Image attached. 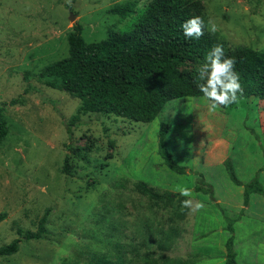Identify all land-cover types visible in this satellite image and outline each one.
I'll return each instance as SVG.
<instances>
[{"label":"rangeland","instance_id":"obj_1","mask_svg":"<svg viewBox=\"0 0 264 264\" xmlns=\"http://www.w3.org/2000/svg\"><path fill=\"white\" fill-rule=\"evenodd\" d=\"M124 1L0 0V105L9 126L0 142V245L18 236L17 227L34 230L49 208L45 235L22 239L15 253L0 256V264H88L100 253L112 260L121 255L123 264H142L144 256L224 264L229 235L236 264H264V193H252L243 204L246 182L257 179L264 189V99L242 98L210 112L203 96L172 98L152 120L134 121L83 113L79 98L38 76L67 55L66 35L74 22L87 42L97 41L110 29H130L150 0H138L135 12L122 19L108 12ZM199 1L206 25L217 26L213 34L226 56L238 46L264 50V0ZM204 62L178 64L196 88ZM12 98L16 103H7ZM72 115L69 138L65 121ZM161 122L171 127L167 148L184 173L170 170L158 153ZM65 155L69 173L61 170ZM139 180L159 196L137 191ZM198 180L211 192L195 191ZM178 185L191 189V199L205 207L185 208L178 217Z\"/></svg>","mask_w":264,"mask_h":264},{"label":"trees","instance_id":"obj_2","mask_svg":"<svg viewBox=\"0 0 264 264\" xmlns=\"http://www.w3.org/2000/svg\"><path fill=\"white\" fill-rule=\"evenodd\" d=\"M138 0H126L115 3L108 12L116 14L120 19L135 12ZM192 16H200L202 5L199 0H150L144 9L135 17L128 30L110 29L105 38L87 42L82 36V25L74 22L66 35L67 55L56 59L38 73L47 85L61 88L79 98V111L115 114L134 121H150L162 110L167 100L184 96H203L194 86L189 74L184 73L178 64L184 60L201 59L214 45H222L223 41L215 34L204 31L199 39H186L181 24ZM206 24V20H205ZM152 28L150 36L144 31ZM232 57L236 60L235 69L239 73L243 86L240 99L256 97L264 99V50H256L248 46L235 48ZM16 98L7 103H16ZM6 102H3V105ZM233 103L227 107H234ZM0 105V142L9 132L6 118ZM76 115L65 121L68 137L70 126L75 123ZM167 122H161L158 130L157 149L164 164L172 171L184 173L185 167L178 164L167 148L166 135L170 131ZM69 149L70 145L67 144ZM81 153L80 157H84ZM68 155L64 156L62 172L69 173ZM230 175L235 180L232 169ZM134 188L151 198L159 195L144 181H136ZM195 191L211 192L210 185L202 180L194 185ZM264 193L257 179L246 182L243 186V204L249 201L254 193ZM168 200L173 199L167 194ZM181 196V202L184 200ZM177 212L178 217L183 211ZM185 212V211H184ZM49 208L39 216L34 230L16 228L18 236L8 243L0 245V256L10 255L18 250L22 239H39L47 232ZM5 217L0 212V220ZM226 229L232 234L231 221ZM169 235H176L172 232ZM233 235H229L224 243V264H236V253L233 249ZM121 255L112 260L107 253H100L88 264H123ZM130 264V263H128ZM142 264H187L181 258H163L160 261L143 257Z\"/></svg>","mask_w":264,"mask_h":264},{"label":"clouds","instance_id":"obj_3","mask_svg":"<svg viewBox=\"0 0 264 264\" xmlns=\"http://www.w3.org/2000/svg\"><path fill=\"white\" fill-rule=\"evenodd\" d=\"M180 27L186 39H199L204 35L206 27L210 33L217 31V26L214 23L209 21L206 25L205 20L200 16L189 17ZM235 65V58L226 56L223 46L217 44L206 54L205 62L197 69L200 81L197 87L203 97L210 102V112L216 111L218 107H227L239 102L244 89ZM175 191H178L181 196L189 198L181 202L182 208H187L190 212H198L205 207L203 202H194L191 199L192 190L188 187L178 185Z\"/></svg>","mask_w":264,"mask_h":264},{"label":"water","instance_id":"obj_4","mask_svg":"<svg viewBox=\"0 0 264 264\" xmlns=\"http://www.w3.org/2000/svg\"><path fill=\"white\" fill-rule=\"evenodd\" d=\"M74 18V15H72L71 17H70V19H73Z\"/></svg>","mask_w":264,"mask_h":264},{"label":"crops","instance_id":"obj_5","mask_svg":"<svg viewBox=\"0 0 264 264\" xmlns=\"http://www.w3.org/2000/svg\"><path fill=\"white\" fill-rule=\"evenodd\" d=\"M225 253H226V250H225Z\"/></svg>","mask_w":264,"mask_h":264}]
</instances>
